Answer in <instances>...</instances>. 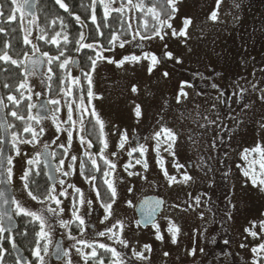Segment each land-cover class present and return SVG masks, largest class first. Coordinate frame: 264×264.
Returning a JSON list of instances; mask_svg holds the SVG:
<instances>
[{
	"label": "rangeland",
	"instance_id": "rangeland-1",
	"mask_svg": "<svg viewBox=\"0 0 264 264\" xmlns=\"http://www.w3.org/2000/svg\"><path fill=\"white\" fill-rule=\"evenodd\" d=\"M170 4L173 10L163 27L146 36L154 39L141 37L129 20V39L117 42L111 50L93 45L97 55L92 65L95 71L89 73V99L75 101L66 100L62 93L51 97L47 93L48 55L34 43L35 18L28 32L29 23L17 3L25 36L33 45L30 54L40 52L44 64L40 70L22 71L21 85L27 89L35 122L25 126L29 138L21 140L10 132L6 177L15 191L13 208L39 219L44 205L50 206L61 187L69 193L58 197L64 208L59 218L52 213V220L43 212L48 226L38 231L43 239L39 264H57L50 260V249L55 233L66 232L58 221L70 215L66 203L73 188H64L65 182L60 181L55 194L51 189L48 204L41 203L28 198L21 176L27 168L36 167L42 146L62 147L58 173L79 184L71 172L83 156L78 137L91 113L97 122L91 123V129L97 126L98 135L102 129L98 159L104 161L107 154L110 170L127 171L131 184L117 192L123 200L117 206L121 215L115 208L100 207L103 214L92 221L93 227L85 222L80 232L71 235L75 239L65 234L71 264H85V259L93 257V245H107L111 264H259V257L264 264V185H253L243 175L247 170L258 181L264 179V0H170ZM102 6L105 11L120 8L119 0H103ZM126 6L131 17L134 5ZM121 42L126 43L124 48L119 47ZM168 52L172 59H167ZM124 57L128 59L119 66L108 62ZM71 71L78 73L77 63ZM41 97L47 99L50 111L45 117H34L33 105ZM135 137L141 142L132 147L129 141ZM171 148L175 150V156H170L175 170L172 181L162 172L169 168L162 154ZM137 150L142 155L139 162L131 160ZM175 164L183 167L177 169ZM149 190L161 193L164 209L152 226L141 228L132 207L135 198ZM50 207L55 208V203ZM114 219L118 224L112 226ZM95 231L104 235L96 236ZM215 241L225 245L227 241L229 254L223 247L222 251L201 252L202 242Z\"/></svg>",
	"mask_w": 264,
	"mask_h": 264
},
{
	"label": "trees",
	"instance_id": "trees-1",
	"mask_svg": "<svg viewBox=\"0 0 264 264\" xmlns=\"http://www.w3.org/2000/svg\"><path fill=\"white\" fill-rule=\"evenodd\" d=\"M18 2L20 0H0V32L6 30L5 33H0V55H3L5 59L9 55L20 64V67H17L12 62L0 61V91L10 132L23 140L30 137L25 126L35 122L29 112L25 95L27 89L21 85L24 79L23 57L25 54L32 53L33 45L27 44L21 14L17 7ZM64 2L69 5L70 11L65 12L62 6L55 3V0H37L35 14L33 16L24 14V17L29 23L27 24L28 32L31 31L30 20L35 18L34 43L40 52L49 54L48 71L49 68L52 71H49L47 93L50 97L62 93L66 100L71 98L75 101L89 99V73L97 55L94 48L88 47L89 43L95 42L103 45L104 48H109V39H114L115 44L129 39L131 37L129 20L132 21V26L141 37L155 34L163 27L173 10L170 0H144L146 6L143 2L137 3L136 0H132L130 4L134 5V9L129 17L126 6L129 0H123V2L119 0L120 8L108 11L104 10L98 0H64ZM139 4L140 7H137L136 5ZM93 9L97 16V24L101 25L104 32L103 37L97 35L96 25L91 21ZM103 13L109 16L108 19H101ZM56 56H60L58 61L55 59ZM71 57L76 59L75 63L78 65L76 75H73L71 71L73 64ZM13 112L15 116L12 115ZM91 114L85 118V121L89 124L92 122L97 124L93 121ZM86 131L88 135L94 136L98 145L97 126L93 129L88 128ZM103 163L104 161L99 159V168L102 169ZM40 170L38 162L35 168H27L25 174L27 186L37 198H40L44 180H41ZM39 229V222L29 215H21L17 228L10 233L0 228V242H2L0 264H21L10 250L12 243L22 247L27 256L25 264H35L36 258L32 255V251L43 250V239L38 235ZM261 247L264 250V240ZM97 253L98 256L92 264H100L98 257H101L103 264H106L105 250L98 248ZM111 260L112 253L107 250V264H111ZM258 260L259 264H263V257H259Z\"/></svg>",
	"mask_w": 264,
	"mask_h": 264
},
{
	"label": "flooded vegetation",
	"instance_id": "flooded-vegetation-1",
	"mask_svg": "<svg viewBox=\"0 0 264 264\" xmlns=\"http://www.w3.org/2000/svg\"><path fill=\"white\" fill-rule=\"evenodd\" d=\"M262 45H264V42H262ZM262 52H264V46L262 47ZM84 105V103H83ZM91 123H87L86 121L82 124V135H79V143L81 145L84 146L83 150V156L80 157V159H78L77 161V169L74 170V172H71V175L75 174L76 175V180H78L79 184H76L73 180L74 178L71 176H67V177H63L60 176V174L58 173V164L60 163L61 158H63L64 155V148L62 147H56V148H50L47 145L42 146L43 147H47L50 150V155L53 161V168L55 171V179L54 182L51 183L49 182V180L47 179L46 176V169H45V165L42 162L41 158L38 161L39 165H40V173H41V180L42 181V187L40 190V198H37L35 195L32 194L31 191H29V187L27 186L26 183V179H25V174H26V170H25V174H24V184H25V193L28 196V198L30 199H34L37 202H47L48 204V200L51 199V189L53 188V186H56L58 184H60L62 181L65 182L64 188H67L69 185H73L74 187H72V192L70 197L67 199V203H66V209L70 211V215L66 216L64 218V220H68L71 221L69 223H67L66 226V232H62L59 231L57 233H55V237H54V241L57 237H60L61 239V245H62V249H63V254L62 257L60 259H55L51 256L50 254V260L53 263H57V264H69V260L67 258L66 255V251H67V246H66V241H65V234L66 233H70L72 234H77L78 232L81 231V227H82V223H80V220L77 219L75 216H72V212H71V208H72V200L75 203V206L77 209H79L80 215L81 217H83L85 219V222L89 224L90 227H93L94 225L92 224L93 220H97L99 216H101L103 214L101 209H98L100 207L105 208V209H114V211H116V213L118 215L122 214L121 209H118L117 206H119L120 204H123V200H120L119 197H117V192L120 190H126L128 188V186H130L131 184V179L130 176L128 175L129 173L125 170H117V171H111L110 170V166L107 163V154L105 155V159H104V163L102 164V169L99 168V163H98V156H97V149L98 147L101 146L102 144V129L100 127V135L98 138V142L99 144H96L95 138L94 136H90L87 134V129L91 128ZM81 134V133H80ZM192 136H195V133L191 134ZM191 137V136H190ZM77 138V139H78ZM105 142H107V128L105 127ZM141 142L140 137H135L134 139H131L129 141V144L132 145V147L137 146L139 143ZM173 151L175 153V150L173 148ZM137 154H134L133 152L131 153V160L132 161H136L139 162L140 160H142V155L141 153L137 150L136 151ZM172 153V148L169 150V153L165 155H163V157H167V161L169 162V168L171 166V168L167 170L169 176H172L175 174V170L172 167V162L170 159V156L173 157ZM62 155V156H60ZM40 157V154H39ZM157 161L159 160V155L157 156ZM7 163V162H6ZM187 165L188 167H190L191 162L187 161ZM42 166V168H41ZM5 173L7 176V172H6V165H5ZM64 178H66L65 181ZM10 183V182H9ZM11 185V184H10ZM152 185L153 186H158L156 181H152ZM78 187L79 189H81V192H77L76 188ZM12 188V186H11ZM101 188H103V190H101ZM123 192V191H122ZM12 193H13V200H12V214L16 220L17 226H18V221L21 215H24L22 213L24 212H20L17 213L15 211V209L13 208V202H14V197H15V191L12 188ZM126 192H123V194H125ZM146 194H152V195H157V196H161V193H159V191L156 190H149L144 192L143 194L138 195L135 198V204L136 202L139 200V198L143 195ZM120 195V194H119ZM163 198V197H162ZM81 200L83 201V205H81ZM94 203H96L95 205H92ZM53 203L51 202L49 205L51 206ZM125 204V203H124ZM135 204L134 207H132V212L135 215V222L141 227V228H145V227H150L152 226V224L161 216V214L163 213V209H164V199H163V204H162V209L160 210V212L157 214L156 218L153 220V222L151 224H147L145 226H141L138 222H137V215H136V211H135ZM92 205V209H90L89 207ZM45 207V214L47 216H49L52 220H55V217H53L48 211H46V209L48 208L47 205H44ZM80 207H86L84 209V211H82L80 209ZM131 210V208H129ZM85 214H87L85 216ZM32 219L35 220H39L37 217H35L32 213V215H29ZM118 224L117 223V219H114L112 226ZM0 228L1 230V224H0ZM17 228V227H16ZM15 228V229H16ZM4 231V230H3ZM13 231V230H12ZM10 231V232H12ZM205 229L203 228L201 230V232L204 234ZM7 232V231H5ZM8 232V233H10ZM95 235L97 236L98 233L97 231H95ZM203 246H202V250L201 252H205L206 254L215 251V250H219L222 251V247L224 248V251L226 252V254L228 255V250H227V243L226 245L224 243H221L219 241H215L213 243L208 244L207 242H202ZM13 244V243H12ZM226 247V248H225ZM22 248V247H21ZM100 248V246H95L93 245V251L95 253H97V249ZM102 249L105 250V259H106V264H107V245H105ZM51 250V249H50ZM110 250V249H109ZM12 252V251H11ZM220 253V252H219ZM14 255V254H13ZM95 255H93V257H90L87 259V262L89 264H92V261H94L95 259ZM99 260L101 259V257H98ZM27 262V261H26ZM25 262V263H26ZM24 263V264H25Z\"/></svg>",
	"mask_w": 264,
	"mask_h": 264
},
{
	"label": "water",
	"instance_id": "water-1",
	"mask_svg": "<svg viewBox=\"0 0 264 264\" xmlns=\"http://www.w3.org/2000/svg\"><path fill=\"white\" fill-rule=\"evenodd\" d=\"M37 0H21L20 8L23 13L28 16H33L36 12ZM35 61V63H33ZM75 59L73 60V63ZM44 64L43 55L40 52L34 54H27L23 60V73L27 74L32 67L40 70ZM27 66L28 71L25 72ZM50 111V106L45 97L39 98L35 101L32 109L34 117H45ZM10 142V131L6 119L5 108L0 91V191L4 192V197L0 198V224L4 231L10 232L17 227L16 220L12 214V200L13 193L11 185L6 177L5 165L8 156ZM40 158L45 165L46 176L49 182L53 183L55 179V171L53 168V161L50 155V150L43 147L40 151ZM163 198L161 196L146 194L139 198L135 204V211L137 215V222L141 226L151 224L156 218L157 214L162 209ZM10 250L16 257L19 263L24 264L27 261V256L21 246L16 243L10 245ZM50 254L55 259H60L63 254L60 237H57L53 242Z\"/></svg>",
	"mask_w": 264,
	"mask_h": 264
},
{
	"label": "snow or ice",
	"instance_id": "snow-or-ice-1",
	"mask_svg": "<svg viewBox=\"0 0 264 264\" xmlns=\"http://www.w3.org/2000/svg\"><path fill=\"white\" fill-rule=\"evenodd\" d=\"M112 2L115 3V0H112ZM122 2H123V0H122ZM131 2H132V0H129V3H131ZM136 2H137V3H141V2L144 3V0H136ZM55 3H56L57 5H59V6H62V9H63L65 12L70 11V7H69V5L66 4V3L64 2V0H55ZM100 5H103V0H100ZM144 5H145V3H144ZM145 6H146V5H145ZM93 13H94V14L91 16V21H92V23H93L94 25H96L97 35L100 36V37H103V36H104V32H103V30H102V28H101V25L97 24V16H96V14H95V9H93ZM108 17H109V16H105L104 13H103V16L101 17V19H105V20H106V19H108ZM129 19H131V18H129ZM186 19H187V18H186ZM122 23H123V21H122ZM128 25H129V27H131V23H128ZM105 27H108V26L105 25ZM5 32H6V30H5ZM5 32H0V33H5ZM184 35H186V32L184 33ZM144 38H146V39H154L155 37H144ZM29 43H31V41H30L29 39H27V44H29ZM108 43H109V45H110V46H109V50H111L112 48L115 47V41H114V39H109ZM125 44H126V43L121 42V43L119 44V47H120V48H124V47H125ZM93 45L98 46L100 49H103V48H104L103 45H97V44H95V43H90V44L88 45V47H93ZM101 53H102V52H101ZM25 55H27V54H25ZM45 55H49V54H48V53H45ZM166 57H167V59H172L173 54H172L171 52H168V53H166ZM55 59L58 61V60L60 59V56H56ZM127 59H128V57H124L123 60H121V61H114V60L109 59L108 62H109V63H116V64L119 66L120 64H122V63H123L124 61H126ZM157 59H158V58H157ZM0 61H4V62H12L13 65H15V66H17V67H20V64H19L18 62H16L15 59H12L9 55H8V58H7V59H5L3 55H0ZM177 62H180L179 59H177ZM33 63H35V61H33ZM27 71H28V68H27V66H26V67H25V72H27ZM49 71H50V72L52 71L51 68H49ZM91 71H93V72L95 71V66H93V67L91 68ZM53 75H55V74L53 73ZM73 78L75 79L76 77H73ZM89 82L91 83V81H89ZM6 87H7V85H6ZM213 87H216V85L213 84ZM134 90H135V88H134ZM181 94H182V92H181ZM181 94H180V95H181ZM177 101L179 102V96L177 97ZM12 115L15 116L16 114L13 112ZM165 131H167V130H165ZM171 154H172L173 156H175V153H174V151H173V148H172V153H171ZM245 158H246V157H245ZM26 163H27V162H26ZM174 167H176L177 169H179V168L183 167V165L175 164ZM261 167H262V165H261ZM162 172H163V174H164L165 176H169V174H168L166 168H164V169L162 170ZM262 174H264V173H262ZM185 175H186V174H185ZM243 175H244L245 177H249L253 185H256L258 182H259L260 185H264V179H260V180L258 181L257 176H256V175H250L249 171H247V170H245V171L243 172ZM169 177H171V176H169ZM172 180H175V177H171V180H170V181H172ZM21 181H22V183H24V177H23V175L21 176ZM69 187H74V186H73V185H69ZM75 188H76V191H77V192H81V189H79L78 187H75ZM262 190H264V189H262ZM29 191H31V189H29ZM55 191H56L55 186H53V194H55ZM4 195H5L4 192H3V191H0V198H3ZM60 196L68 197V196H69V193H68L67 190H64L63 187H61V190L59 191V195L55 196V199L52 201V203H55L56 207L53 208V207H50V206H49V207L46 209V211H48L49 213H53V214H55L58 218L60 217V214L64 212V208H63V207H60V205L62 204V201L58 198V197H60ZM195 199L197 200V202H199V197H196ZM81 205H83V201H82V200H81ZM18 207H19V205H18ZM57 208L59 209L58 212L56 211ZM44 211H45L44 209L41 210V214H40V216H39V220H38V221H39V225H40L41 228H45V227L48 226L47 223H46V218H45V216L43 215V212H44ZM71 212H72V216H75L77 219L80 220V223L85 224V219H84L83 217H81L80 212H79V209L76 208L75 203H74L73 200H72V208H71ZM22 214H24V215H32L31 212H24V213H22ZM2 215H3V214H0V216H2ZM86 215H87V214H85V216H86ZM201 217H202V214H201ZM30 222H31V221H30ZM58 222H59L60 226L63 227V226H65L67 223H69V222H71V221L60 219ZM102 222H103V221H102ZM25 234H26V232H25ZM98 235L102 237V236L104 235V232L101 231L100 233H98ZM68 238H69V239H75V237H72L70 233H69V235H68ZM173 242H175V240H174ZM225 243H227V241H225ZM0 246H2V242H0ZM242 246H243V245H242ZM147 247L150 248V246H147ZM191 254L194 255V254H195V250H193ZM93 255L98 256V253L93 252ZM141 255H142V253H141ZM165 255H167V254H165ZM35 258H36V260L38 261V264H39V262L42 261V259H43V256H42L41 252L39 251V249H37V251H36V253H35ZM69 264H71V256H70V253H69ZM85 264H88L87 259H85ZM100 264H103V259H102V258L100 259Z\"/></svg>",
	"mask_w": 264,
	"mask_h": 264
}]
</instances>
